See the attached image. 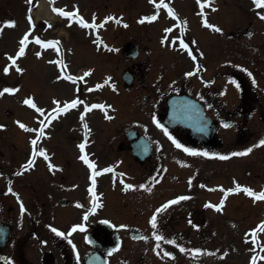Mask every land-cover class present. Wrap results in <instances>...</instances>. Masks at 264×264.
Masks as SVG:
<instances>
[{"label":"rangeland","instance_id":"obj_1","mask_svg":"<svg viewBox=\"0 0 264 264\" xmlns=\"http://www.w3.org/2000/svg\"><path fill=\"white\" fill-rule=\"evenodd\" d=\"M85 5H88L91 7L92 5H98L101 6V14H107V12H112V10L116 11L118 15L124 16V22L117 25V29H109L108 33L111 34L110 36V42L114 43L115 49L110 50V52H94L90 46L88 47V44L86 41H82V43L86 44L82 45L78 49L72 50V54L74 55V68L77 66H86L90 68H94L97 65L100 66V70L103 72V77L105 78V75H112L111 81L115 83L116 79L120 80V75L123 72V69L128 65V62L125 60V58L122 56L120 46L124 43V41L130 36H138V35H147L150 34V32H153L154 34L158 33V26L157 25H151L149 26V20H145L144 17L146 16L144 13L146 10L151 8L149 5H147L146 0H83ZM244 1V0H240ZM251 1V0H250ZM22 2V0H21ZM64 3H70V2H64ZM246 5L247 2L245 1ZM21 5V3H20ZM105 6V7H104ZM92 8V7H91ZM134 8V9H133ZM90 9V8H89ZM154 7L152 6L153 11ZM90 11V10H89ZM224 11V14H226V17L228 18V12L230 10L227 8L226 5L221 6V10ZM124 13L126 15H124ZM222 16L221 12L216 13V17ZM252 19H249V22L244 25V28L247 27L250 24H254L256 27L257 23H252ZM120 22V21H119ZM153 23H155L154 20H152ZM225 28L229 25H233V20L230 18L225 19ZM25 22L22 20L21 26H23ZM112 25V24H111ZM251 27L248 26L246 30ZM118 32L120 37L118 39H115V34ZM215 37L212 38L213 41H210V39H206L204 46L211 52L214 51V57L223 56V59H231L232 61H239V63H242L243 66L249 67L253 62L254 65L257 66L255 68V75L258 76L253 77L257 79V89L259 90V93L262 98H264V32L261 34L259 31L256 32L253 36H248L244 40L238 41V39L234 38L231 39V44H229V47L226 46V48L223 47V41H226V37L214 35ZM222 38V39H221ZM82 39H84L82 37ZM149 42H152L150 38H148ZM234 49L232 53L229 54L228 50ZM240 49V50H239ZM236 50L238 52H236ZM247 51L248 54H254L251 50H256L257 54L251 59H244L248 58V55L244 52ZM209 53V52H208ZM97 54V55H96ZM217 58V59H218ZM256 59V60H255ZM250 61H253L249 63ZM256 61V62H255ZM29 66L32 65V71L34 72L31 76H34V81L32 82L28 80V88L33 87L32 92L35 94L39 91H43L48 95V97H53L57 99H63L66 98L64 95L66 91L62 90L59 87H56L55 85H52L50 83L42 82L38 76H40L42 72L41 65L39 61L36 60V58L32 59V61L29 62ZM99 68V67H98ZM82 70V69H81ZM35 74V75H34ZM153 76V75H151ZM179 76V75H178ZM154 77V76H153ZM169 78V76H168ZM121 83V80H120ZM122 84V83H121ZM230 87H233V85L228 84ZM88 87V86H87ZM85 89L83 90V93H80L79 96L81 97L82 102H88L92 103L95 100H93L94 93L89 92ZM120 89V88H119ZM73 93L69 97H72ZM101 97L106 98L107 100L113 101L115 98L114 91H102ZM259 95V94H258ZM259 95V96H260ZM42 97L41 95H39ZM100 97V98H101ZM99 99V97H98ZM150 102V101H149ZM229 102V101H228ZM124 105H123V104ZM152 103H150V106ZM230 104V102H229ZM119 108L126 107V113L122 117H117V135L119 139V135L121 138V132L122 128L127 125V123L135 122L138 124H150L153 123V111L150 110L147 115L139 110L138 112H132V105L130 100H124L122 99L121 102L117 103ZM123 120L121 121V119ZM96 123H102V124H111L105 122L101 116L97 113L96 114ZM140 120V121H138ZM10 121V119H9ZM125 122V123H122ZM115 123V121H112V125ZM252 125L250 128L252 130L258 129L260 132L258 136L253 135L251 137L250 141L243 144V145H230L229 148H225L222 150H219L215 153L218 155H212L209 156H198L199 159H201V162L199 163L203 170L199 173V177L196 180L198 182V185L194 192L196 193V201L192 203V209L194 210V221L195 223H198V235L200 236L199 244L200 250L199 252H196L193 254L192 249L190 247L189 242L180 243L183 242L181 238H175L174 237V231H177V229H186V226L184 223H180L179 227L176 226L173 230H170L171 223H169L168 215L170 211L163 208L162 211H158L163 206L167 204L168 201H171L172 199H176L179 197L180 190L184 189L185 186L182 187L180 184V179L185 174L193 173V176H197L193 171L190 170V168H186L185 170H181L180 164L178 163H161V173L162 175L165 174V168H169L168 174L171 176V173H175V176L172 179H167L165 182H162V179L157 181L156 179H150L145 184L146 187H140L141 181L146 180L143 179L144 177H141V173L144 170H141L140 168L133 169L132 165H129L126 161V158L122 156L125 159V163L122 164L121 169L126 172V180L123 182L119 179H117V176H115L114 181L112 180V183L109 179L108 175H105L103 178H99V189H102L104 192V198H98V202L96 203V207H94L95 210H92L91 208H81L75 212L72 213L70 219L71 223L74 221H81L84 213L88 214V217L93 219L95 217H106L113 220H119V223H116L117 226L124 225V227H121V233L127 234V231L125 230L127 226L131 224H138L142 227V229L145 231V233H149V239L147 241L142 242H134L129 239L131 242L126 241L124 244V247L122 250H120L118 253H116L113 258L111 264H197L196 256L200 257L203 255V258L206 259L209 256L210 260H205L204 262L201 261V264H249L250 263V257L248 259V254L250 251H257L258 248L260 249L261 246H264V242L262 244H256L253 243L255 240L252 239V234L250 233L253 229H257L260 227L262 222H264V201L256 202L255 199L249 198L246 192H242L241 189L237 191L235 194L230 195L229 201L226 203V210H216L212 209L210 206V197L212 192H209V190L205 186H212V184L217 187V183H223L226 188H233L236 187L237 183H244V182H251L250 179H252L253 176H250V174H258L260 177L259 180H254L252 182V186L260 189L264 188V145H261V147H253L250 146V142L254 141L257 138H259L260 134L263 133L261 136V139H264V122H260V120H257L255 122H251ZM260 125L258 126V124ZM124 124V126H122ZM112 127V126H111ZM147 128V127H146ZM115 129V130H116ZM263 129V130H262ZM153 130V129H152ZM155 136L158 138L159 141L160 138L163 137L164 132L159 129H156ZM234 132L233 128L228 129L229 136H232ZM249 134V132H248ZM231 138V137H230ZM104 139V138H103ZM115 144L116 140L110 139L108 144ZM235 143V142H234ZM250 143V144H248ZM106 144V145H108ZM237 144V143H235ZM104 147H107V146ZM111 146V145H110ZM101 147V145H100ZM102 146V148H104ZM252 147V151L250 153L239 155L238 153L244 152L245 149ZM11 150V149H9ZM100 155L102 154L103 157V164H107L111 166L113 164V160L120 157V154L114 153L112 150V157H107V154L103 150H99ZM233 153H237L233 155ZM60 156V154H59ZM213 157V159H212ZM25 157H23V160ZM157 167V165H155ZM228 166V167H226ZM42 165V169L46 173V168ZM216 169H219V171H224L226 175L222 174L219 175V181L215 182V179L213 183L205 184L204 180L207 178V174H212L214 172V177L217 175ZM41 170V171H43ZM228 170H230V174L227 175ZM86 171V170H85ZM38 172V171H36ZM250 172V173H249ZM204 176H203V175ZM231 178V181H229V177ZM35 176H33L34 178ZM54 177V176H53ZM53 177L51 179H53ZM60 178L58 175L55 176V181H59ZM70 180V179H69ZM193 180V179H192ZM250 180V181H249ZM71 181V180H70ZM194 181V180H193ZM175 182V183H174ZM40 183L42 185H45L44 180H40ZM90 181L88 180V174L87 178L84 177L83 184L88 186V189L90 187L89 185ZM134 184L137 187L133 189H126L127 184ZM226 183V184H225ZM110 186H113V189L111 190ZM213 187V186H212ZM198 188V189H197ZM241 188V187H240ZM86 189V188H85ZM88 189L84 190V187L82 186V194H87ZM150 189V190H149ZM90 190V189H89ZM133 192H132V191ZM138 191H145V193L136 192ZM143 196H145V199H143ZM85 197H83L84 199ZM217 199V198H216ZM212 200V199H211ZM80 203L82 202L79 201ZM178 203V202H177ZM210 203V204H209ZM207 205V206H206ZM59 208L58 210H60ZM56 210V208H55ZM92 210V211H91ZM185 214V213H184ZM156 216V224L153 225L151 222V219L153 216ZM189 220V217L187 218ZM186 220V221H187ZM122 221H125L126 223H121ZM62 226L65 227V229L68 225L71 223H64V221L61 222ZM167 223H169L167 225ZM231 223H234V227L229 230V225ZM236 223V224H235ZM74 224V223H73ZM177 224V223H176ZM56 225V224H55ZM54 225V226H55ZM91 226V223H86L85 230L88 229V227ZM27 227H31V224L28 223ZM188 227V226H187ZM29 229V228H28ZM206 230L209 232H212L210 235L206 232ZM258 231V230H257ZM160 233L158 235L163 236L166 238L165 240H157V233ZM79 233V232H78ZM80 234L83 236V232ZM208 236L211 237V240L208 241ZM260 239L264 240V230L261 232ZM175 241V243H172V241ZM177 240V242H176ZM257 240V239H256ZM189 241V240H188ZM182 246V249H179L178 246ZM201 242H204L201 244ZM139 243H141L139 245ZM27 251L29 256H32L36 253L37 248L29 241L27 244ZM134 245L136 246V250L140 251L139 255L140 257L143 253L146 256V261H137V258H134ZM180 246V247H181ZM211 246V247H210ZM26 250V249H25ZM180 250H182L184 253L182 255V258L178 256V252L180 254ZM216 253L213 255L212 253ZM173 252H175L177 255H173ZM171 253V254H170ZM201 253V254H199ZM261 253L259 255L257 264H264V248H261V250L258 252ZM193 256V257H192ZM214 256V257H213ZM179 258V259H178ZM213 260V261H212ZM212 261V262H211Z\"/></svg>","mask_w":264,"mask_h":264},{"label":"snow or ice","instance_id":"obj_2","mask_svg":"<svg viewBox=\"0 0 264 264\" xmlns=\"http://www.w3.org/2000/svg\"><path fill=\"white\" fill-rule=\"evenodd\" d=\"M152 2L155 4V3H156V0H152ZM207 2H208V0H202V5H201V6L203 7V4H204V3H207ZM160 3H161V4H164V0H160ZM255 3H256L257 6L264 7V0H255ZM164 6L168 8V11H169L170 13H172L173 15H175V11H174L173 8L169 7L167 4H164ZM55 11L58 12V13H61V14L64 15V16H72V15H73L72 12L64 11V10L61 9V8H56ZM157 15H158V13H157ZM157 15H153V16H151V17L145 16L144 19H145V20H155V19L157 18ZM31 19H32V17H31V15H29V20H31ZM108 19H113V17H108ZM80 22H81L82 25H84V26H86V27H88V26H95V22H94V21H93V24H92V25H89L88 22L85 21L83 18H81V21H80ZM6 23H7V25L15 26L16 21H15V20H8ZM184 23L187 24V21H184ZM204 24L207 25L208 27L214 29V30L222 31V29H220L217 25H215V24H209V22H208V20H207L206 18L204 19ZM166 31H171V29H166ZM35 39H36V42H37V43H39V44H44V45H49V44H53V45H54V44L58 43V42H54V41H45V40H42V39H40V37H38V36L35 37ZM27 41H28V34L26 33V34L24 35L23 39H22V46H21L20 49H19V55H23V54H24V52H25V48H24L23 45L26 44ZM182 43H183V42H182ZM183 47H184L185 49H188V48H189V45H188L187 43H183ZM200 55H203V53L201 52ZM10 59L12 60V63H15V61H16V57H10ZM5 71L7 72V71H8V68H5ZM21 71H22V69H21ZM85 74H86V75H87V74H90V71H89V73H85ZM188 75H192V73H188ZM72 78H73V77H72L71 75L68 76V79H69V80H71ZM96 87L99 88V87H101V85L97 84ZM15 91H17V89H15V88H5L3 92H0V95H3L4 92H15ZM24 103H25V104H28V105H31V107H33V108H36L37 111H40V112H43V111H44L42 108H38V107H37V104L35 103V101H34L32 98H28V99H26V100L24 101ZM55 103H56V105H57L58 107H57V109H54L53 112H56V111H59V112H65V111L68 110V108H69L70 106H71V107H75V106H77V104H79L80 101H79L78 98H77V99H74V100H72V101L70 102V105H69L68 103H65L64 107H62V108L59 107V105L61 104V101L56 100ZM92 107H97V108H98V107H102V105H92ZM81 119H83V116L81 117ZM17 123H20L21 127L27 128V125L22 124V123L19 122V121H17ZM157 123L159 124V121H157ZM85 126H86V125H85ZM226 126H227V125H226ZM3 127H5V125H0V128H3ZM160 127L163 128L164 126H163L162 124H160ZM33 131H36V130L33 129ZM39 131L41 132V134H44V127L42 126V127L39 129ZM37 139H38V138H37ZM173 139H175V138H173ZM36 142H37V141L34 139V140L32 141V144L35 145ZM176 143H177V145H178L179 147H184V145L180 144L179 141H176ZM259 144H260V145H264V139H261V140L259 141ZM255 146H256V145H253V147H255ZM80 148H81V149H84V148H85V143H81V144H80ZM185 150L188 151V152H190V153H198V152H199L198 149H192V148H186ZM252 150H253L252 147H249V148L245 149L244 152H241V153H238V154H239V155H244V154L250 153ZM203 154H204L205 156H209V155H213V156H214V155H218L217 153H209V152H207V151H204ZM235 154H237V153H233V155H235ZM40 155H42V156H47V152H46V150H45V151H41V152H40ZM81 159L84 160V161H85L90 167H92V168L95 170L96 165L94 164V162H93L92 160L89 159L87 153H85V154L81 157ZM32 163H33L32 160H29V161H28V164H29V165H31ZM52 167L54 168V167H56V166H55V165H52ZM103 171H105V172H109V171H112V169H111V168H105V169H103ZM95 177H96V172L93 171V175H92V181H93V185H92V187H93V193H92V194H93V196L96 195V192H95ZM135 187H137V186L134 185V184L129 183V184L126 185V189H125V190H127V189H133V188H135ZM140 187H146V186H145V185H140ZM239 189H240V185H239V183H237V184H236V187H234V188H228L226 191L231 193V192L239 191ZM8 190H9V192L13 191L11 187H9ZM149 190H150V189H149ZM245 191H246L249 195H256L258 199H259V198H264V192H261V193H254V191H253L252 188H246ZM17 195H18V194H17ZM185 198H186V197H184V196H180V197H177L175 200L168 201L167 204L176 203V202H178L179 200H183V199H185ZM166 206H167V205L162 206V208L159 209L158 211H162L163 208L166 207ZM206 206H207V205H206ZM210 206L213 207V208H218V209L221 208V206H220V205H217V204H211ZM22 207H23V204H22ZM93 210H95V209H93ZM221 210H222V209H221ZM87 215H88V214L85 213V218H87ZM106 222L111 223L110 221H106ZM151 222L153 223V225L156 224V216H155V215L152 217ZM262 224H264V222H262ZM114 226H115V225H114ZM49 227H52V226L49 225ZM81 227H82V225L77 224V225H75V226L73 227L72 231H75L77 228H81ZM120 227H124V225H120ZM52 230L55 231V232H57V234H59V235H61V236L65 235V233L62 232L59 228H53ZM163 239H164L163 236H161V235H157V240H163ZM45 243H46V242H45ZM172 243H175V241L173 240ZM195 251L199 252V251H201V250H200V249H196ZM170 254H171V253H170Z\"/></svg>","mask_w":264,"mask_h":264},{"label":"flooded vegetation","instance_id":"obj_3","mask_svg":"<svg viewBox=\"0 0 264 264\" xmlns=\"http://www.w3.org/2000/svg\"><path fill=\"white\" fill-rule=\"evenodd\" d=\"M3 11L4 10L2 7V3L0 1V19L2 17L3 20L4 18L5 20H7L8 14H5ZM9 12L11 14L12 11L9 10ZM4 67H5V61L1 59L0 57V78L3 73ZM159 107H160V110L158 111V113L163 114L165 111V104L162 103V105L160 104ZM138 132H139V135L143 134L140 130ZM130 143H131L130 141L127 142V144H130ZM162 152H163L162 150H158L156 151V155L151 157L149 160L142 162L143 166L145 167L144 176L151 174V172L153 171L155 157L157 158V160H159ZM34 202L37 203V200L35 199ZM53 208H54V203L51 207V210L48 212V215H47V217L51 219L53 217V214H51V212L53 211ZM0 209H1L0 218L3 222H5L7 217H9V215H12L11 213L14 210L13 202L11 201L9 197H7V195H4L1 197ZM47 222L50 223V221H47ZM41 223H44V222L41 221ZM97 223H101V221H98ZM91 229L93 230V234L96 238L98 249L100 250L104 248L106 249L107 247L113 244L114 239L111 234L112 232L107 226L95 225ZM84 238L86 239V234L84 235ZM49 241H50L49 249L45 250L42 254V258H41L42 264H55L56 262L54 260V254H58L59 258L63 260L65 264H84L85 263V259H84L86 255L85 246L84 248H82L80 244L81 242L77 237L74 239V241L79 243L78 246H70V241L61 235L59 236L54 235L52 237H49ZM46 254H47V257H46ZM23 255L26 258V254L23 253Z\"/></svg>","mask_w":264,"mask_h":264}]
</instances>
